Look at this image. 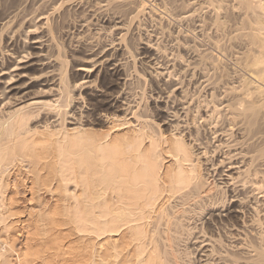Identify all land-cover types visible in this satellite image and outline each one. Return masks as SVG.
Masks as SVG:
<instances>
[{
	"label": "bare ground",
	"instance_id": "bare-ground-1",
	"mask_svg": "<svg viewBox=\"0 0 264 264\" xmlns=\"http://www.w3.org/2000/svg\"><path fill=\"white\" fill-rule=\"evenodd\" d=\"M232 1L37 0L30 48L0 52V264H264V0ZM71 21L90 55L72 84ZM20 180L40 208L17 247Z\"/></svg>",
	"mask_w": 264,
	"mask_h": 264
},
{
	"label": "rangeland",
	"instance_id": "rangeland-1",
	"mask_svg": "<svg viewBox=\"0 0 264 264\" xmlns=\"http://www.w3.org/2000/svg\"><path fill=\"white\" fill-rule=\"evenodd\" d=\"M155 1L156 0H152V2H155ZM167 1L168 0H157L155 3H157V7H160L161 4L162 5H163V3L166 4ZM188 1L189 0H180V2H182L184 4L187 3ZM225 1L223 0V3ZM228 1L225 2V4L226 3L229 4V2L232 3L233 5L236 4V2H234L232 0H230L229 2ZM18 2H20V1L19 0H0V4H1L0 5V39L2 40V43H1V40H0V52L2 50H4V51L5 50H9V51L14 52L15 55H18V54H20V51L22 52L24 49L30 48L29 38L31 36L36 35V34H32L30 32L28 34L26 31H28L29 28H31L30 26H33L34 24L38 23L36 21V18H35L37 16V14L40 13L39 11H37L38 9L36 7L38 5L37 0H25V2H26L27 5L25 4L23 10L21 11V15L19 17V20L15 23L16 25L17 24L18 25H21L22 29H21V31H19L18 35L16 34L17 36L16 35L14 36L13 40H12V38L9 37L10 35H8L9 32H10V28L8 29L9 32L7 31V29L6 30L4 29V32L2 31L3 28H2V25H1V23H2L1 21H3V19H7L8 15L10 14V10H12L14 8L13 6L16 5ZM158 3L159 4L161 3V4L159 5ZM32 11H34V12H32ZM96 20H95L96 25H94V23H92L91 26L96 28V27H99L101 25L102 26L104 25L103 27H104V30L106 32L102 34V37H104V38H102L99 41V45L97 46L98 49L93 51L95 53L98 52L99 50H101L102 47L105 46V44H107V43L111 42L112 40L116 39L117 38V33L119 32L118 29L117 30L114 29L111 32L108 31L110 29V26L113 24V22H112L113 20H111V19L109 20V18L106 19V20H104V21H102L101 19H100V21H98V20L96 21ZM166 24H167V21H166ZM174 26L175 25L172 24L171 27H170V29L173 30V31H175V29H176V26L175 27ZM67 28L69 30H67L65 33H61V35H58L59 36L58 38H59L60 41L62 39V41L64 42V47L65 48H64V50H62L63 51L62 56L65 57V58L67 57V60H68L67 61L68 62L67 63V65H68L67 78L70 77L68 81L70 82V84H72V82L74 81V79L77 78L76 80H78L80 78V75H78L77 70H76L77 69V66H78V63L82 59H84V60H85V58L88 59L90 57V55L87 54V52L84 50V47L82 45H79V44H76V43L74 44V42H75V41H73L74 39L73 40L71 39L73 35L75 36V34H78V32L81 33V27H79L76 22H72L71 21V23L67 26ZM87 28L88 27H86V29ZM1 31H2L3 34H1ZM24 32H26L28 34V36L25 37L26 33H24ZM108 32H109V34H108ZM148 32H149V29H147V31L146 30H143V32L139 35V36H141V39L143 41L147 39ZM135 33L136 32L134 31V32H132V33H130L128 35V38H127L126 41L129 44L127 42H126V44H128L127 46H130L131 48L132 47L134 48V50H135V51L133 50L134 51V55L136 54V56L138 57V59H137L138 61L137 60L136 61H137V63H139V62H141L143 60L142 59V57H143L142 56L143 55L142 53L147 52L146 51L147 48L144 47V45L141 44V43H139L138 45L136 44V47H134L135 41H137V39H136L137 37H136ZM199 34L200 33H197V35H195V38H196L195 39V44H197L196 45L197 48L199 46L198 49L200 51H202L206 47V45L205 44H201V41L202 40H200L199 42L197 41V40H199L198 37H197ZM132 36H135V40H134V37H132ZM166 39L168 40V38H164V40L162 39L163 41L161 42V44H163V45H161V46L162 47H167L170 50L171 49V47L169 46L170 45V41H167ZM191 39H193V37ZM165 41H167V42H165ZM188 41H190V40H188ZM202 43H205V42L202 41ZM164 44L165 45L166 44L167 45L169 44V45L168 46L167 45L165 46ZM179 47L178 48L175 47L176 48L175 50L178 49L177 52L180 50L179 53H181V54L183 53L182 55L184 56V58L186 57L185 59L190 60V56L187 54V52L184 49V47H181V46H179ZM64 55H66V56H64ZM12 63H13V61H11V60L10 61H7V62L5 61V63H4L5 66L3 65V67L9 66ZM140 70L142 72H145V74L148 75V78L151 76V78H153V80H155V81H153V86H151V84H150L149 87H148V89H147L148 91L150 89V91L152 92V94H156V91H158L159 88L161 89L163 86L166 87V88H168L167 86L170 87V85H171L170 82L166 83V82H163V81H158V79H156V77L154 75L155 74L154 72L152 73V71H150L151 72L150 73V72H148V70H144V67H141ZM103 72L104 71H100V74L98 73V75H99L100 78H102V76L104 77V75H105L104 73L105 72L104 73ZM160 77H165V76L164 75H161ZM186 81H187V83H189L188 78H187V80L185 79V82ZM154 82H155V84H154ZM114 89H115V91H117L118 90V87H116ZM83 96L86 97V98L84 97L85 100L82 99V98H78L77 100L79 101V103L85 102V104L86 103L88 104L89 103V95L86 92H84V95ZM159 103H161V102H159ZM154 104H155V102L153 101V105ZM150 112L152 114H154V112H152L151 110H150ZM154 116H155V118H156V120L158 122H161V116H159V115L156 116V114H154ZM161 126L163 128H165V129H167V131H169V129L166 126H164L162 124H161ZM22 182H23V180H20V182L17 183L18 184L17 185L18 187H16L17 188V191H18L17 197L19 198V201H18L19 203H18V206L16 207V210H17V213L18 214L16 216L10 217L8 219V222L10 221V226L11 227L9 228V231L6 234H4L5 237L8 236V235H10V234H13L12 237H15L16 238L15 244H16L17 247H20L23 243L26 242L25 240H26V237H27V233H25V232L27 230L31 229V227H32V214H34V210H36V207H37V209L40 208V206H37L38 205L37 204V201H36L37 198H35L36 195H32L31 192L27 190L28 188L26 186H24L25 185L24 182L23 183ZM210 182H211L210 185L212 187L215 184V180H212V178H210ZM45 198H47L46 200L51 199V194L46 193ZM32 205L33 206L36 205L35 209L32 208ZM14 225L16 226V228L13 227Z\"/></svg>",
	"mask_w": 264,
	"mask_h": 264
}]
</instances>
